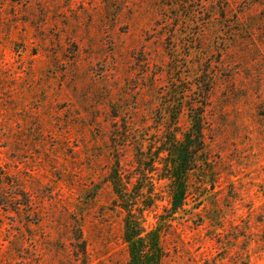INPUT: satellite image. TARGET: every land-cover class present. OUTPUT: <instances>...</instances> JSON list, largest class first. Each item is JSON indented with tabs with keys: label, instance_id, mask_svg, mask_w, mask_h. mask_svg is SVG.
Here are the masks:
<instances>
[{
	"label": "rangeland",
	"instance_id": "rangeland-1",
	"mask_svg": "<svg viewBox=\"0 0 264 264\" xmlns=\"http://www.w3.org/2000/svg\"><path fill=\"white\" fill-rule=\"evenodd\" d=\"M116 170L159 264H264V0H0V264H130Z\"/></svg>",
	"mask_w": 264,
	"mask_h": 264
},
{
	"label": "trees",
	"instance_id": "trees-1",
	"mask_svg": "<svg viewBox=\"0 0 264 264\" xmlns=\"http://www.w3.org/2000/svg\"><path fill=\"white\" fill-rule=\"evenodd\" d=\"M199 114L201 115L199 117L196 116L192 127L183 133L185 135L184 138L191 139L195 144L197 143L192 150L183 147L182 140L176 137V131L174 130L169 133L171 137L166 143L165 151L167 152V157L165 158L164 168L166 175L164 178L174 181L173 183L177 185L180 184L179 189L181 190L187 178V171L194 169L198 165V154L203 148V111ZM109 180L117 196L116 202L122 212H124L123 238L128 246L130 264H159L163 256L159 243V230L150 229L146 231L144 226L143 212L148 208V205L136 207L137 196L131 194L126 185L128 181H123L121 173L117 170L111 174ZM140 194L142 196L143 193ZM175 194L174 196H176ZM79 235L76 238H80Z\"/></svg>",
	"mask_w": 264,
	"mask_h": 264
}]
</instances>
